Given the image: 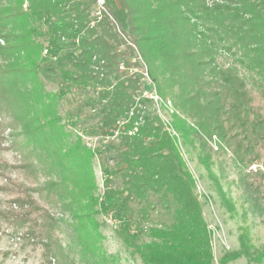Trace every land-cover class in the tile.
Masks as SVG:
<instances>
[{
    "label": "trees",
    "instance_id": "1",
    "mask_svg": "<svg viewBox=\"0 0 264 264\" xmlns=\"http://www.w3.org/2000/svg\"><path fill=\"white\" fill-rule=\"evenodd\" d=\"M120 4L127 31L107 10L96 15L97 0H0V151L19 155L15 164L0 160L7 179L0 184V228L25 230L23 245L42 248L41 264H103L66 218H82L76 207L86 200L88 217L118 213L117 235L143 264H215L213 232L179 138L209 172L214 159L230 153L241 185L264 201V171L245 173L255 163L264 167V0ZM50 61L55 77L43 66ZM50 85H57V103L91 101L98 118L87 134H118L120 183L104 196L94 194L89 165L96 154L110 175L103 152L81 138L63 148L52 133L64 118L48 117L42 103ZM151 94L169 121L148 110ZM66 117L73 125L79 120ZM72 160L84 178L66 175ZM57 234L68 239L65 246ZM241 245L250 255L244 236Z\"/></svg>",
    "mask_w": 264,
    "mask_h": 264
},
{
    "label": "rangeland",
    "instance_id": "2",
    "mask_svg": "<svg viewBox=\"0 0 264 264\" xmlns=\"http://www.w3.org/2000/svg\"><path fill=\"white\" fill-rule=\"evenodd\" d=\"M105 1V9L114 16L122 29L127 31L128 19L120 0ZM43 66L46 71H53L54 77L57 76V69L53 67V61L47 62ZM145 84H147L146 92L143 96H147L150 90L147 81ZM57 90V85L47 86L46 91L50 95L42 101L46 105L45 110L48 111V117L60 114L64 118L52 130V133L61 138L63 148L77 144L81 138L86 148L92 151L100 149L103 152L105 167L112 169L110 175L101 166L96 154L89 160V165L95 174L94 194L104 196L110 188L118 186L120 183L116 176L117 172H115L116 154L121 148L118 134L109 131L104 138L87 134L86 131H89L90 127L96 126L98 118L89 107L91 101L87 103V106H81L78 101L70 105L65 98L57 103L52 99V95ZM91 96H87V98ZM90 99L93 100V97ZM147 107L150 112L157 111L167 121L170 120L168 113L156 102H149ZM68 112L72 116L79 117L75 125L72 124L71 118L66 117ZM38 113L42 115L40 110ZM179 142L181 154L196 179V190L202 203L204 218L213 232L214 263L220 264L226 256L238 253L240 257L227 264H264V257L260 262L254 260L258 253L264 252V201L255 199V196L250 195L241 185L239 170L235 167L230 153L224 155L222 159H214L211 164V172H209L200 163L197 152L184 144L181 138H179ZM212 146L214 151L218 150L215 142ZM18 158L16 149L0 151V160L8 161L9 164H15ZM67 167L68 170L65 173L69 178L80 177L82 179L86 175L78 162L69 161ZM245 173L256 174L249 172V168ZM10 174L15 175L16 173L11 172ZM17 175L23 177L22 173H17ZM5 182L7 179L0 177V184ZM5 199L6 196L0 194V205L5 202ZM86 203L84 200L82 206L76 207V211L82 218L74 219L69 213L66 218L69 219L73 228L76 227L79 233L91 242L94 251L103 260V264H143L138 256L132 255L125 248L117 235L116 229L121 225L118 213H114L112 216L101 214L88 217L89 209L84 207ZM161 212L160 214L163 216L165 212L163 210ZM94 222L99 223L100 226L96 228ZM71 229L69 228V230ZM57 235L62 237V244L65 246L68 239H64L61 234ZM23 236H26L23 229L18 232L5 225L0 228V264H41L43 261L42 248H34L32 245L24 246L21 240ZM243 236L249 247L250 255H247L242 248L241 238ZM144 239L146 237L142 235L141 240ZM58 262L63 264L60 259L51 260V264H59Z\"/></svg>",
    "mask_w": 264,
    "mask_h": 264
},
{
    "label": "built area",
    "instance_id": "3",
    "mask_svg": "<svg viewBox=\"0 0 264 264\" xmlns=\"http://www.w3.org/2000/svg\"><path fill=\"white\" fill-rule=\"evenodd\" d=\"M106 1L105 0H97V13L96 15H100L102 11H106L105 9ZM151 99H153L156 103H158V97L156 94H151L149 96ZM217 148V147H216ZM264 167L262 164L255 163L249 167V172H263Z\"/></svg>",
    "mask_w": 264,
    "mask_h": 264
}]
</instances>
